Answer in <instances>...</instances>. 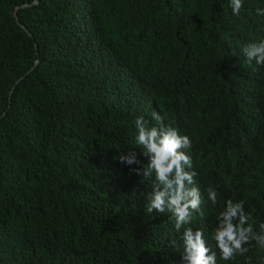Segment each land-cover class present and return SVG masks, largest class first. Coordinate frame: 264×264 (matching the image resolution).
I'll list each match as a JSON object with an SVG mask.
<instances>
[{
	"label": "trees",
	"instance_id": "trees-1",
	"mask_svg": "<svg viewBox=\"0 0 264 264\" xmlns=\"http://www.w3.org/2000/svg\"><path fill=\"white\" fill-rule=\"evenodd\" d=\"M0 0V264H182L183 228L147 213L153 181L135 119L192 140L202 203L184 227L212 239L244 202L264 223V0ZM135 150L141 164L120 156ZM217 191V203L207 189ZM233 261L264 264L255 241Z\"/></svg>",
	"mask_w": 264,
	"mask_h": 264
},
{
	"label": "clouds",
	"instance_id": "clouds-1",
	"mask_svg": "<svg viewBox=\"0 0 264 264\" xmlns=\"http://www.w3.org/2000/svg\"><path fill=\"white\" fill-rule=\"evenodd\" d=\"M232 14L239 16L243 8V0H230ZM258 15H264V10L258 9ZM247 62L251 65H264V40L251 43L243 48ZM153 119L161 121V126L149 127L143 116L135 119V142L144 149L143 155L147 157L146 167L130 169L145 180L153 181L152 195L146 204L147 213L168 212L174 218V228L179 233L183 228L184 254L182 264H217V250L219 258L223 261H233L237 255L243 256L249 245L255 241L264 248V223L259 226V233L250 223L252 216L246 213L244 202L228 200L226 207L219 213L218 224L214 229L212 239L216 249L209 246L204 238L202 229L184 227L191 223L192 212H199L202 203L201 194L195 186V171H187L192 167L190 155L181 149H191L192 140L188 135H180L173 127H165L159 113L152 114ZM139 155L130 150L126 155L120 156L119 162L126 165L141 164ZM208 199L213 205L217 203V191L209 187Z\"/></svg>",
	"mask_w": 264,
	"mask_h": 264
}]
</instances>
